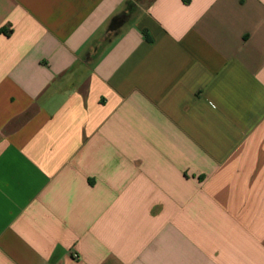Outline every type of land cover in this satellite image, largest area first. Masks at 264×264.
<instances>
[{
  "label": "crops",
  "instance_id": "0c3cea01",
  "mask_svg": "<svg viewBox=\"0 0 264 264\" xmlns=\"http://www.w3.org/2000/svg\"><path fill=\"white\" fill-rule=\"evenodd\" d=\"M129 1L0 0V264H264V0Z\"/></svg>",
  "mask_w": 264,
  "mask_h": 264
},
{
  "label": "trees",
  "instance_id": "16d2710c",
  "mask_svg": "<svg viewBox=\"0 0 264 264\" xmlns=\"http://www.w3.org/2000/svg\"><path fill=\"white\" fill-rule=\"evenodd\" d=\"M153 1L154 0H151L149 3H152ZM137 5L138 3L135 2H127L125 10L120 15H117L112 19L109 25L110 31L117 33L120 27L123 26L129 20L130 15L137 8Z\"/></svg>",
  "mask_w": 264,
  "mask_h": 264
},
{
  "label": "rangeland",
  "instance_id": "374dc122",
  "mask_svg": "<svg viewBox=\"0 0 264 264\" xmlns=\"http://www.w3.org/2000/svg\"><path fill=\"white\" fill-rule=\"evenodd\" d=\"M142 6L147 5L151 0H136Z\"/></svg>",
  "mask_w": 264,
  "mask_h": 264
},
{
  "label": "built area",
  "instance_id": "2783aa9c",
  "mask_svg": "<svg viewBox=\"0 0 264 264\" xmlns=\"http://www.w3.org/2000/svg\"><path fill=\"white\" fill-rule=\"evenodd\" d=\"M75 256V258H78V256L77 255H74Z\"/></svg>",
  "mask_w": 264,
  "mask_h": 264
}]
</instances>
